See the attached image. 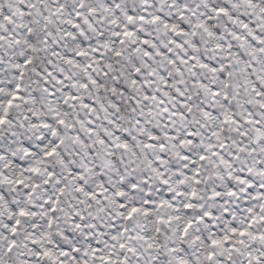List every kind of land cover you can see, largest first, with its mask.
<instances>
[{"label": "snow or ice", "instance_id": "6c2138e0", "mask_svg": "<svg viewBox=\"0 0 264 264\" xmlns=\"http://www.w3.org/2000/svg\"><path fill=\"white\" fill-rule=\"evenodd\" d=\"M0 264H264V0H0Z\"/></svg>", "mask_w": 264, "mask_h": 264}]
</instances>
